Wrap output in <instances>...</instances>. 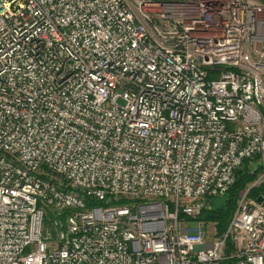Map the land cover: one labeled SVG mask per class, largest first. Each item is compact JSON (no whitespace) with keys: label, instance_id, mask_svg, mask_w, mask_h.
Listing matches in <instances>:
<instances>
[{"label":"built area","instance_id":"built-area-1","mask_svg":"<svg viewBox=\"0 0 264 264\" xmlns=\"http://www.w3.org/2000/svg\"><path fill=\"white\" fill-rule=\"evenodd\" d=\"M229 243L264 264V0H0V264H224Z\"/></svg>","mask_w":264,"mask_h":264},{"label":"trees","instance_id":"trees-1","mask_svg":"<svg viewBox=\"0 0 264 264\" xmlns=\"http://www.w3.org/2000/svg\"><path fill=\"white\" fill-rule=\"evenodd\" d=\"M256 178L257 176L252 175L248 170V167L245 166L242 170L238 172L235 185L230 189L227 195L223 197L226 199V203L221 207L212 209L213 202L217 199L216 198L209 199L207 202V207L203 211L199 221H205L206 218L207 221L216 223L221 236H223L226 233L231 218L237 209V205L241 193L247 188L249 184L254 182ZM258 192L259 189L254 190L252 192V196H256ZM231 254H232V245L231 243H229L226 253L227 260L224 262V264H235V260L231 259Z\"/></svg>","mask_w":264,"mask_h":264},{"label":"rangeland","instance_id":"rangeland-1","mask_svg":"<svg viewBox=\"0 0 264 264\" xmlns=\"http://www.w3.org/2000/svg\"><path fill=\"white\" fill-rule=\"evenodd\" d=\"M216 199L217 200H215L213 202L212 209H216L218 207H221V206H223L226 203V199L223 198V197L222 198H216ZM48 218H49V216H48ZM202 223L204 224V227H205V230H206V234H207V242L209 244L213 243L214 241H216V240H218V239H220L221 237L224 236V235L221 236L220 231H219L218 226H217L216 223L207 221L206 218H205V221H202ZM192 226H194V224H192ZM46 229L47 230H51V224L49 222H47V224H46Z\"/></svg>","mask_w":264,"mask_h":264},{"label":"water","instance_id":"water-1","mask_svg":"<svg viewBox=\"0 0 264 264\" xmlns=\"http://www.w3.org/2000/svg\"><path fill=\"white\" fill-rule=\"evenodd\" d=\"M260 202H261V200H260Z\"/></svg>","mask_w":264,"mask_h":264}]
</instances>
